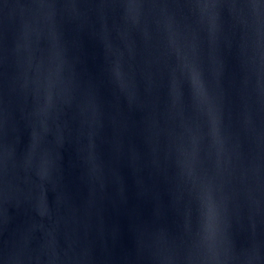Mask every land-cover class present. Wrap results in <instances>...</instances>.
I'll return each mask as SVG.
<instances>
[{
  "label": "water",
  "instance_id": "95a60500",
  "mask_svg": "<svg viewBox=\"0 0 264 264\" xmlns=\"http://www.w3.org/2000/svg\"><path fill=\"white\" fill-rule=\"evenodd\" d=\"M0 264H264V0H0Z\"/></svg>",
  "mask_w": 264,
  "mask_h": 264
}]
</instances>
